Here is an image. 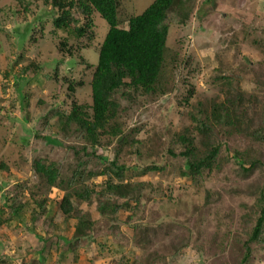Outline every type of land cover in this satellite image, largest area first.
<instances>
[{
  "label": "rangeland",
  "instance_id": "1",
  "mask_svg": "<svg viewBox=\"0 0 264 264\" xmlns=\"http://www.w3.org/2000/svg\"><path fill=\"white\" fill-rule=\"evenodd\" d=\"M151 1L121 0L117 13L124 17L137 14ZM25 4L26 11L23 10ZM192 6L194 12L184 23L176 22L174 17L171 22L167 45L177 50V54L168 61L169 78L186 76L196 87L191 103L200 99L205 107L212 97L221 96L214 79L218 68L237 79L240 89L250 95L248 100L258 112L264 109V0H195ZM42 9L48 10L42 0H0V160L8 168L0 172V193L13 190L16 185L22 191L21 199L29 200L23 221L0 223V264H239L244 251L243 240L255 217L246 213L256 199L258 187L264 183L263 170L234 178L239 173L233 174L235 167L226 163L224 169L231 168L230 174L234 176L225 181L219 179L222 173L209 176L205 183L197 186L200 191L194 190L186 204L177 206V211L169 213L159 225L147 226L149 240L144 246L132 238L137 231L121 222L126 218L125 210L116 213L118 223L98 219L92 236L77 244L63 240L70 236L76 222L73 214L65 217L55 205L46 216L38 211L35 202L44 199L46 205L50 200H57L63 190L55 186L47 188L33 173L32 160L55 162L60 171L68 174L78 156H82L80 148L85 145L88 151L90 149L81 132L68 128L66 132L56 131L55 138L61 144L46 143L41 137L47 132L56 133L55 129H49L54 119L50 117V125L46 126L40 117L49 106L52 113L54 108H68L70 98L66 97L64 77L76 84L81 82L75 86L71 99L90 103L91 68L82 63L80 56L92 65L96 64L98 56L95 47L79 48L70 38L61 47L60 42L65 41L63 34L52 31V24ZM105 30L103 19L94 15V40L101 41ZM244 55L250 58L249 65L242 60ZM30 62L40 64L42 69L38 78H29V82L22 85L17 73ZM18 89L27 97L23 115ZM165 90L156 95L136 96L129 104L120 100L115 118L127 134V144L119 156L121 163L133 165L138 159L166 165L162 173L124 172L127 180L149 182L144 195H149V185L159 186V192L165 193L167 182L172 181L175 188L188 181L178 172L183 158L167 154L165 150L172 148L175 153L180 150L173 136L184 128L191 129L188 115L191 104L178 103L179 90L172 84ZM39 99H44L46 107L38 103ZM24 135L26 143L20 140ZM132 139L138 142L133 144ZM227 140H237L236 144L242 148L248 142L247 138H238L234 133L229 134ZM100 143L102 146L97 153L109 159L117 144L116 137H102ZM135 146L139 148V155L128 153ZM257 148L264 162V144H258ZM96 156L86 157L83 174L88 169L103 167ZM105 178L104 174H96L85 180L86 184H100ZM21 182H26V189L22 190L17 184ZM201 187L212 190L207 201ZM153 191L150 190L149 196ZM172 191V194H181L177 188ZM149 196L133 216L135 222L154 221L166 212L162 209L165 194ZM72 201L77 204L75 199ZM80 206L93 218L98 217L93 201H83ZM7 216L6 212L2 213V217ZM177 220L191 225V233L188 234ZM249 246L245 264H264V226L258 239ZM201 255L205 256L203 261Z\"/></svg>",
  "mask_w": 264,
  "mask_h": 264
},
{
  "label": "trees",
  "instance_id": "2",
  "mask_svg": "<svg viewBox=\"0 0 264 264\" xmlns=\"http://www.w3.org/2000/svg\"><path fill=\"white\" fill-rule=\"evenodd\" d=\"M194 1L152 0L141 12L124 17L117 13L121 0H42L45 5H48V10H42L47 13L46 18H49L52 24V31L63 34L65 41L60 42L61 47L65 46L66 39L70 38L79 48L95 47L98 55L95 65L80 56L82 63L91 68L88 81L90 103H79L71 99L75 86L81 82L78 81L76 84L72 79L64 77L63 80L67 83L66 97L70 98L68 108H54L52 113L50 110L52 106H49L40 117L46 126L50 125V117L54 119V123L49 126L50 131L55 129V132H66L68 128L81 132L84 140L90 145L89 151L85 145L80 148L82 156H78L74 168L68 174L60 171L55 162L39 158L33 159L30 165L33 173L47 188L55 186L63 190V194L57 200H50L46 205L44 199L35 202L38 211L46 216L51 206L55 205L65 217L71 214L76 217L71 234L63 239L64 242L77 244L91 237L98 219L105 218L118 223L120 219L116 213L119 210H125L126 218L121 222L137 231L132 238L139 240V245L144 246L149 240L147 226L159 225L169 213L177 211V206L186 204L192 198L193 191L199 190L197 186L205 183L213 173L216 176L222 173L219 179L225 181L232 178L234 173H239L236 177L234 176L238 178L248 176L250 172L256 170L264 171V162L260 159L257 148L258 144H264V109H260L259 112L256 110V106L248 100L250 95L244 94L236 78L217 68L216 71L219 72L214 79L217 81V89L221 92V96L212 97L205 107L202 106L200 99H194L191 103L196 87L186 76L169 78L171 76L168 75L167 64L174 59L171 56L177 54V50L167 45L171 22L174 17L176 22L184 23L194 12L192 6ZM26 4L23 5L24 11L27 8ZM96 14L106 24L101 41L94 40V15ZM123 24L126 26L124 27ZM242 60L247 65L251 62L247 55H244ZM41 69L40 64L30 62L22 66L17 76L20 77L23 85L29 82V78H38ZM21 73L24 75L22 76ZM56 75L57 72L54 69V78ZM172 75L175 76V74ZM18 84L17 88H19ZM171 84L175 90H179L177 91L180 95L177 98L178 103L191 104L188 115L192 125L191 129L184 128L173 136V140L181 146L180 150L175 153L172 148H166L165 152L170 155H180L183 158L178 172L180 176L188 178V181L178 184L175 188L172 181L167 182L164 185L165 193L159 192V186L149 185L147 193L150 195V190L154 191L151 196L144 195L146 184L149 182L127 180L124 178V172L131 170L132 174H144L149 171L162 173L166 165L155 160L144 162L138 159L133 164L136 168L130 162L121 163L119 156L123 146L127 144V134L115 122V118L120 108V100L129 104L136 96L163 93L166 91V86ZM17 92L20 93V90L18 89ZM19 95L23 101L21 113L23 115L27 106V97L25 93ZM44 102V99L38 100L40 105L46 107ZM57 132L55 134L47 132L41 138L46 143L59 145L61 142L55 138ZM231 133L238 138H247V144L242 148L236 144L237 140L228 142L227 139ZM102 137H116L117 140L109 159L97 153L102 146L100 143ZM20 140L26 143V135ZM131 142L134 144L138 141L132 139ZM72 150L78 153L74 147ZM128 153L139 155L138 146H135L134 150L129 149ZM91 155H97V161L103 167L88 169L83 174L82 166L86 157ZM226 163L235 167L233 174H230L231 168L228 166L224 169ZM6 169H8L7 165L0 160V172ZM96 174H104L105 180L100 184H86L88 181L85 179ZM17 184L22 190L26 189V182ZM176 188L180 191V195L178 192L172 194V190ZM201 189L204 191V200L207 201L212 190L208 187H201ZM21 192L15 185V189L0 193V223L11 224V222L25 219L29 200L26 198L22 200ZM164 194L166 201L164 200L161 205L166 212L159 214L160 216L156 217L157 221L135 222L133 220L137 210L143 207L146 197L152 198V195ZM72 199L77 201L76 205ZM88 200L95 203L97 218H93L88 211L81 208V203ZM3 212H6L8 216L2 217ZM249 213L255 215L254 223L243 240L244 251L239 258V264H245L250 254L249 243L258 239L264 226V183L258 187L256 199L246 214ZM177 221L186 228L188 234L191 233V225L186 226L181 220ZM204 259L205 256H202L201 261Z\"/></svg>",
  "mask_w": 264,
  "mask_h": 264
}]
</instances>
